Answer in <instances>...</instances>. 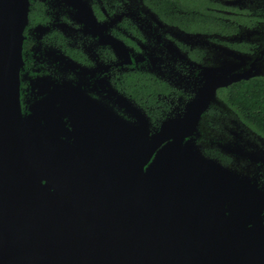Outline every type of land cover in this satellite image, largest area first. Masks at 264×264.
Wrapping results in <instances>:
<instances>
[{"label":"water","instance_id":"obj_1","mask_svg":"<svg viewBox=\"0 0 264 264\" xmlns=\"http://www.w3.org/2000/svg\"><path fill=\"white\" fill-rule=\"evenodd\" d=\"M28 11L0 0V264H264V150L218 139L225 165L195 138L219 88L264 75V46L203 71L184 133L112 134L49 100L23 114Z\"/></svg>","mask_w":264,"mask_h":264},{"label":"flooded vegetation","instance_id":"obj_2","mask_svg":"<svg viewBox=\"0 0 264 264\" xmlns=\"http://www.w3.org/2000/svg\"><path fill=\"white\" fill-rule=\"evenodd\" d=\"M262 46L264 0H29L22 112L38 114L49 100L62 106L63 120L107 121L112 134L139 125L152 135L173 119L178 136L203 71L233 51L253 55ZM231 85L218 89L223 101L202 113L195 134L204 153L225 165L235 158L218 139H247L264 150V136L222 96Z\"/></svg>","mask_w":264,"mask_h":264},{"label":"trees","instance_id":"obj_3","mask_svg":"<svg viewBox=\"0 0 264 264\" xmlns=\"http://www.w3.org/2000/svg\"><path fill=\"white\" fill-rule=\"evenodd\" d=\"M222 96L242 118L264 136V77L232 84Z\"/></svg>","mask_w":264,"mask_h":264}]
</instances>
